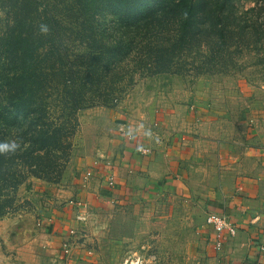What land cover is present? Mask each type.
<instances>
[{
	"label": "rangeland",
	"instance_id": "374dc122",
	"mask_svg": "<svg viewBox=\"0 0 264 264\" xmlns=\"http://www.w3.org/2000/svg\"><path fill=\"white\" fill-rule=\"evenodd\" d=\"M11 1L0 0V96L15 106L0 115V142L19 148L0 152V264H214L201 246L207 210L199 200L165 191L129 208L96 207L81 188L95 161L122 152L127 131L137 135L165 110L250 106L264 120V0L228 4L218 33L198 21L213 7L200 1L197 30L166 65L158 48L178 39L177 19L151 31L137 25L129 46L107 49L121 33L110 6L91 22V0ZM12 17L20 20L9 30ZM12 33L39 49L35 70L9 85L3 66L13 55L3 46Z\"/></svg>",
	"mask_w": 264,
	"mask_h": 264
},
{
	"label": "crops",
	"instance_id": "0c3cea01",
	"mask_svg": "<svg viewBox=\"0 0 264 264\" xmlns=\"http://www.w3.org/2000/svg\"><path fill=\"white\" fill-rule=\"evenodd\" d=\"M220 107L165 110L137 135L127 131L122 152L92 164L82 199L129 208L165 191L191 197L207 210L201 246L214 264H264V120L250 106ZM210 213L238 226L218 252Z\"/></svg>",
	"mask_w": 264,
	"mask_h": 264
},
{
	"label": "trees",
	"instance_id": "16d2710c",
	"mask_svg": "<svg viewBox=\"0 0 264 264\" xmlns=\"http://www.w3.org/2000/svg\"><path fill=\"white\" fill-rule=\"evenodd\" d=\"M89 0H83L80 3H86L85 6L88 7ZM202 0H91L94 4L95 12L91 15V22H93L94 14L98 11V9H101L104 6H110L111 9L116 12L119 15V18L117 19V24L120 19V32L117 33L114 38H112L111 44L109 45V48H122L123 46H129L131 39V34L133 32V28H137V25H144V27L147 30H153L157 23H159L160 20L163 18L169 16L172 18V22H174L175 19H177V26L179 30V37L176 39L175 43H170L166 46H160L158 49L161 50L165 55H167L168 60H162L163 64H169L171 61V57L168 55H171L173 52H176V50H180L179 47H182L183 44H185L188 41V35L190 33H193V31L197 30L194 29L196 25V21L194 20V15L198 9H203L205 6L200 3ZM206 2L212 1L213 4L211 6L212 10L208 12L205 9V16L207 19L211 20L210 25H207L208 20L206 18H200L198 20L201 23V26L203 29L208 32H217L218 31L223 32V27L221 24V14L224 8L228 7V4L233 2L234 0H205ZM12 4L19 6V7H25L21 1H17L14 3V1H11ZM10 5L11 12L14 8V5ZM16 9V8H15ZM27 9H24L20 12H14L12 16H18V15H25L27 12ZM11 14V13H10ZM171 15V16H170ZM220 17V18H219ZM212 18H215L212 19ZM20 18L18 17H12V20L8 23L9 30H13L15 28V23L19 21ZM214 29H212V27ZM219 26V27H218ZM132 27V28H131ZM131 29V30H130ZM218 33V32H217ZM59 34V33H58ZM58 37V35H56ZM59 37H62L61 35ZM190 37V36H189ZM8 41V44L5 43L3 47H7V57L10 56V54L13 55L12 59L4 64V68L7 73H5V77L7 80V83L10 85V82H13L11 80H15V76L20 74L22 72V77L29 76L30 68L32 67V61L34 60V57H36V53L39 49V47H34L33 43L31 41H28L25 39V36L20 34H11ZM111 46V47H110ZM104 47V46H103ZM98 59V58H97ZM100 63V62H98ZM19 69V70H18ZM35 70V69H34ZM35 72V71H34ZM93 70H87V75L92 74ZM11 73V75H9ZM73 74V73H72ZM9 75V76H8ZM19 76V75H18ZM20 77V76H19ZM93 76L85 78L87 80V84L93 82ZM24 78V79H25ZM45 82L50 81V78H43ZM68 80L72 81L74 83L76 81V77L68 78ZM19 82H22V78L20 77L18 79ZM28 83V81H27ZM30 83V82H29ZM31 86V84H29ZM29 86V87H30ZM26 87V86H25ZM30 89V90H29ZM24 89L21 87V91L16 90L19 94L24 95L27 94L28 91H31L32 88ZM75 91L74 89L69 90V94L71 95ZM1 93V91H0ZM10 95H7V97ZM25 96V95H24ZM5 97L0 96V108L2 111L0 112V115L4 116L6 114L7 108L9 106L14 105L15 106V100L14 98H9L7 100L8 104L5 103ZM22 98V97H21ZM78 98H71L74 103L77 102Z\"/></svg>",
	"mask_w": 264,
	"mask_h": 264
},
{
	"label": "built area",
	"instance_id": "2783aa9c",
	"mask_svg": "<svg viewBox=\"0 0 264 264\" xmlns=\"http://www.w3.org/2000/svg\"><path fill=\"white\" fill-rule=\"evenodd\" d=\"M207 224L213 230L212 244L217 252L222 250L225 242L235 236L238 231L236 220L226 214L210 213L207 217Z\"/></svg>",
	"mask_w": 264,
	"mask_h": 264
},
{
	"label": "clouds",
	"instance_id": "9594fccd",
	"mask_svg": "<svg viewBox=\"0 0 264 264\" xmlns=\"http://www.w3.org/2000/svg\"><path fill=\"white\" fill-rule=\"evenodd\" d=\"M47 31L46 28H43ZM19 148V144L15 140L0 142V152H14Z\"/></svg>",
	"mask_w": 264,
	"mask_h": 264
}]
</instances>
